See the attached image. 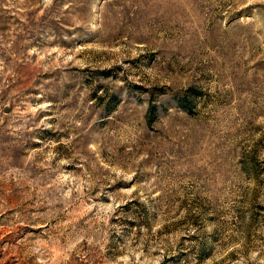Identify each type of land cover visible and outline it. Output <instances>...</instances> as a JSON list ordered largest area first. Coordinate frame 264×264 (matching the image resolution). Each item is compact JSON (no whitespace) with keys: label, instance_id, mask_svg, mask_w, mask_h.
I'll return each instance as SVG.
<instances>
[{"label":"rangeland","instance_id":"374dc122","mask_svg":"<svg viewBox=\"0 0 264 264\" xmlns=\"http://www.w3.org/2000/svg\"><path fill=\"white\" fill-rule=\"evenodd\" d=\"M0 264H264V0H0Z\"/></svg>","mask_w":264,"mask_h":264}]
</instances>
